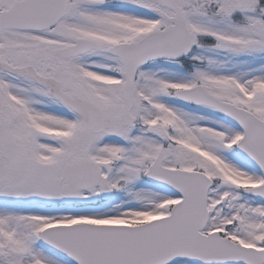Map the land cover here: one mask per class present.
I'll return each mask as SVG.
<instances>
[{"label": "snow or ice", "instance_id": "snow-or-ice-1", "mask_svg": "<svg viewBox=\"0 0 264 264\" xmlns=\"http://www.w3.org/2000/svg\"><path fill=\"white\" fill-rule=\"evenodd\" d=\"M0 264H264V0H0Z\"/></svg>", "mask_w": 264, "mask_h": 264}]
</instances>
